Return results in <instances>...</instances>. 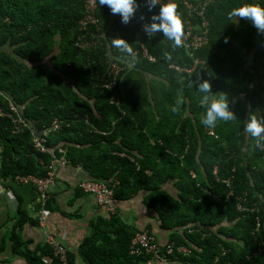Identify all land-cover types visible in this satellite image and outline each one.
<instances>
[{
  "label": "trees",
  "instance_id": "obj_1",
  "mask_svg": "<svg viewBox=\"0 0 264 264\" xmlns=\"http://www.w3.org/2000/svg\"><path fill=\"white\" fill-rule=\"evenodd\" d=\"M85 2L0 0V109L20 108L37 132L49 129L55 120L64 123L62 131L49 136L47 147L58 157V149L64 147L68 165L82 169L88 180H117L114 200L148 193L147 202L158 212L162 227L172 231L175 245L192 243L189 257L175 254L172 261L264 264L251 235L259 217L258 236L264 240V139L245 132L250 116L264 119V33L246 19L228 17L233 8L264 7V0H214L206 13L210 42L196 53L173 47L162 30L151 36L144 31L145 24L160 23L152 20L159 14L157 6L136 8L127 24L109 8H101V29L90 27L87 35L100 38L99 43L81 48L85 32L79 22ZM169 2L177 6V13L182 11V0H164ZM115 38L126 40L133 53L112 47ZM140 44L155 57L154 63L133 59ZM197 59L205 64L195 66ZM111 60L131 64L113 90L106 87ZM171 64L182 71L168 69ZM204 80L211 84L210 94L198 90ZM113 92L115 102L110 101ZM205 95L208 104L224 95L235 119L218 120L214 128L203 125ZM51 161L35 151L30 133L14 135L11 121L0 118V185H17L19 176L45 178ZM227 179H232V189L223 183ZM169 180H176L178 198L163 190ZM231 190L234 197L228 198ZM245 195L250 203L261 204L260 214L238 212ZM53 198L47 205L50 212L56 211ZM22 206L18 227L36 222ZM95 223L93 240L79 249L89 264L150 260L129 255L135 231L119 218ZM178 228L186 233L177 234ZM191 228L194 232L189 234ZM11 239L12 253L28 264H57L53 259L45 262L44 257L51 258L45 244L30 250L20 234L13 232ZM223 248L229 250L226 255ZM68 256L73 264L69 252Z\"/></svg>",
  "mask_w": 264,
  "mask_h": 264
},
{
  "label": "built area",
  "instance_id": "obj_2",
  "mask_svg": "<svg viewBox=\"0 0 264 264\" xmlns=\"http://www.w3.org/2000/svg\"><path fill=\"white\" fill-rule=\"evenodd\" d=\"M149 3L150 0H145L143 3L136 2L137 8H149ZM213 3L214 0H198L192 2L189 0H182L183 8L182 11L178 12V15L181 17L184 25V35L182 37L183 44L181 47H183L186 52L196 53L207 46V44L210 42V22L206 13L208 8ZM162 5H164V0H157V3L154 7L157 6L160 9ZM101 8L108 7L100 6L98 0H86L85 15L79 22L81 30L85 32V34H83L82 42L79 43L81 48L96 47L99 43L98 40H100V38L98 40L89 39L87 35L90 27H95L97 30L101 29V21L98 17V12ZM115 16L118 17L120 15L115 14ZM117 22L120 23L121 21L118 20ZM138 58H142L149 63H154L156 61L155 57L149 54L142 44L139 45V49L133 54V59ZM200 63L205 64L204 61L197 59L194 65L197 66ZM130 68V63L111 60L108 68V76L111 81L108 85H106V87L113 90L116 87V81L119 76L122 73L128 71ZM168 69L176 72L182 71L180 67L174 64L169 65ZM186 71L191 72L192 69H188ZM115 96L116 93L113 92L110 97V101L115 102ZM0 118L9 119L11 121L14 135L30 133L35 151L41 155H49L52 158L51 164L48 167V173L45 178L41 179L35 178L33 176L23 178L19 176L15 180L16 184L21 187L23 185H31L36 189L38 197L35 202L38 209V223L40 226H44L47 215V205L51 200V192L56 188L55 169L56 167H66L68 164L65 159L66 149L64 147H60L58 149L57 152L59 155H61V157H58L56 151L49 149L47 144L49 136L59 133L66 125L60 120H55L49 129L43 132H37L33 129L32 123L27 118H24L22 110L14 105H10L9 110L6 112L0 109ZM210 134L212 136L215 135L213 131H211ZM102 135L105 134L102 133ZM120 156L124 157V155ZM192 177H196V175L192 174ZM232 182V179L223 181V183L226 184V186L230 189H232ZM119 186L120 184L117 180H112L111 182L84 180L77 185V188L82 194L89 196L97 207L105 208L109 213H113L114 209L112 204L114 202V194L115 191L118 190ZM7 197L9 199H15L13 193ZM232 197H234V192L231 190L228 198ZM260 209L261 204L252 202L250 203L247 195L239 199V213H251L258 215L260 214ZM261 228L262 221L259 217H257L256 224L251 232V235L258 244L257 254H260L264 257V240L260 239L258 236ZM44 232V244L50 250L51 258L54 259L57 264H70L68 250L65 248V246L60 243L52 233L46 229ZM190 233H193V231H190ZM128 251L129 255L135 258L151 259L153 261L165 264L172 263L171 259L175 254L184 257H189L192 254V248L190 246L177 247L174 243L167 246L166 249H162L157 244L155 236L149 232H136L130 241ZM228 252L229 250L223 248V255H226Z\"/></svg>",
  "mask_w": 264,
  "mask_h": 264
},
{
  "label": "crops",
  "instance_id": "obj_3",
  "mask_svg": "<svg viewBox=\"0 0 264 264\" xmlns=\"http://www.w3.org/2000/svg\"><path fill=\"white\" fill-rule=\"evenodd\" d=\"M55 171L56 188L51 192V196L54 197L55 202L52 206L56 211L47 210L44 226L37 222L38 209L35 201L38 195L34 187L0 185V264H28L26 259L12 253L13 232L20 234L23 241L28 243L30 250H35L37 246L44 244L45 229L65 246L72 256L73 264H89L79 253V249L83 242L90 238L93 240L96 220L107 221L112 217L119 218L129 231L151 233L162 249L174 243L172 231L162 227L163 222L158 212L147 202L148 193L141 192L123 201L114 200L112 204L114 212L109 213L105 208L97 207L89 196L78 191L77 185L88 180L82 169L67 164L66 167H56ZM162 188L172 197H179L180 191L176 186V180H169ZM12 193L15 199L7 197ZM21 204L24 205L22 207L27 215L36 222H25L18 227L20 220L17 213ZM190 231L194 232V229H189V234ZM175 232L181 236L186 233L185 229L179 228L175 229ZM44 260L50 263L52 259L44 257ZM144 264L165 263L150 259ZM170 264L181 263L172 261Z\"/></svg>",
  "mask_w": 264,
  "mask_h": 264
},
{
  "label": "clouds",
  "instance_id": "obj_4",
  "mask_svg": "<svg viewBox=\"0 0 264 264\" xmlns=\"http://www.w3.org/2000/svg\"><path fill=\"white\" fill-rule=\"evenodd\" d=\"M100 6H107L112 14H119L122 23L127 24L134 16L137 8L136 0H98ZM157 0H150L149 9L154 7ZM229 19L239 18L246 19L252 23L258 33H264V7L248 4L241 7L233 8L229 14ZM153 21L159 20L160 23L153 22L150 25H144V31L151 36L157 31H163L165 36L173 41V47L179 48L183 44L182 37L184 35V25L181 17L177 13V6L174 3H166L160 7L158 15L152 17ZM227 43V39H225ZM111 46L128 54L133 53L132 46L122 38L111 40ZM166 59H171V56L165 54ZM201 93L210 94L212 92L211 84L208 80H204L198 86ZM209 96L205 95L202 103L207 104L206 114L201 117V123L210 128H214L218 120L231 121L235 119L234 113L229 109L228 99L221 95L219 98H214L208 104ZM176 111V109H173ZM245 132L253 137L264 139V119L258 120L255 115L250 116V119L245 127ZM38 221V218H37ZM39 224V223H38ZM52 259V258H51ZM54 260V259H53Z\"/></svg>",
  "mask_w": 264,
  "mask_h": 264
},
{
  "label": "rangeland",
  "instance_id": "obj_5",
  "mask_svg": "<svg viewBox=\"0 0 264 264\" xmlns=\"http://www.w3.org/2000/svg\"><path fill=\"white\" fill-rule=\"evenodd\" d=\"M259 59L257 60V62L259 63ZM259 84H260V82H259V80L257 79V81H256V86H259ZM241 100H243V99H241ZM241 105H245V103L243 102V101H241V103H240ZM243 110H244V108L242 107L241 108V110H240V112H243ZM239 111V110H238ZM0 168H1V162H0ZM189 246H191L192 248H193V246L191 245V243H189L188 242V247ZM187 247V246H186ZM182 264V263H181Z\"/></svg>",
  "mask_w": 264,
  "mask_h": 264
}]
</instances>
